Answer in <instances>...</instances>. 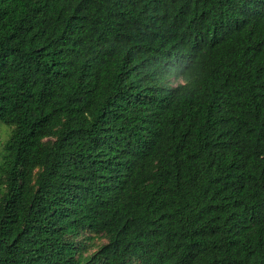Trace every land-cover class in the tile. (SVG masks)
<instances>
[{
  "label": "trees",
  "instance_id": "16d2710c",
  "mask_svg": "<svg viewBox=\"0 0 264 264\" xmlns=\"http://www.w3.org/2000/svg\"><path fill=\"white\" fill-rule=\"evenodd\" d=\"M0 123V264H264V0H0Z\"/></svg>",
  "mask_w": 264,
  "mask_h": 264
},
{
  "label": "rangeland",
  "instance_id": "374dc122",
  "mask_svg": "<svg viewBox=\"0 0 264 264\" xmlns=\"http://www.w3.org/2000/svg\"><path fill=\"white\" fill-rule=\"evenodd\" d=\"M9 133H10V129L7 126L0 123V153L2 152L3 143L8 137ZM84 238H91V236L89 234H85ZM104 242L105 240L101 238H91V240L82 241L84 246L87 248L88 254L92 253L94 250L97 249L98 246H100Z\"/></svg>",
  "mask_w": 264,
  "mask_h": 264
}]
</instances>
